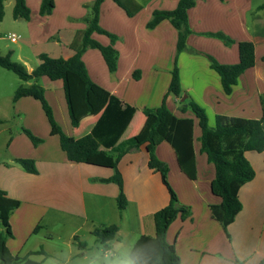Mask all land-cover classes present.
<instances>
[{
  "label": "crops",
  "instance_id": "1",
  "mask_svg": "<svg viewBox=\"0 0 264 264\" xmlns=\"http://www.w3.org/2000/svg\"><path fill=\"white\" fill-rule=\"evenodd\" d=\"M96 1L54 0L52 13L43 16L42 0H26L30 18L25 20L14 17L15 0H6L0 18V55L11 52L12 59L22 63L30 73L41 64V54L52 58L73 57L72 44L83 35L87 20L93 18ZM135 1L141 9L133 16L114 0H103L100 5L99 24L115 35L116 40L113 43L109 36L96 32L93 38L104 46H113L117 68L113 72L109 70L99 49L88 48L83 53L82 60L97 88L91 95L92 108L87 110L85 86L73 79L77 82L76 126L70 116L63 80L43 77L25 82L0 67V137H3L0 189L20 202L10 217L13 237L7 240V247L13 256L46 264L47 260H51L50 264H85L97 252L116 249L131 255L140 237L155 236L153 215L170 201L161 174L150 169V156L146 145H142L127 151L118 162L127 197L126 208L121 211L117 204L118 184L104 181L113 177L115 170L70 161L61 147L60 137L51 133L41 102L32 97L13 101L20 86L37 83L44 89L58 125L75 139L91 132L110 97L115 96L137 109L124 138L142 142L156 120L155 115H146L144 110L160 107L167 97V108L177 118L193 120L197 169L196 179H190L181 170L171 144L165 141L157 146V157L169 168V184L180 203L191 207L193 212L187 220L177 218L171 224L167 242L175 244L181 264H261L264 262V152H246L256 175L241 187L239 198L243 209L225 230L211 212L212 205L222 202L212 192L216 168L202 152L199 120L181 98L186 95L204 108L212 127L218 115L261 119L264 0H197L188 11L191 33L186 49L180 53L178 31L169 20L152 29L147 27L154 11L174 10L180 0ZM215 33L228 36L234 43L225 45L221 39L210 36ZM244 41L255 45V65L241 74L232 93L226 94L219 74L211 68L209 56L223 65L237 64L239 43ZM175 65L184 94L181 98L169 93ZM137 72L139 78L134 77ZM23 129L30 130L43 142L35 146ZM20 158L34 160L38 173L23 169L16 162ZM104 225L119 227L108 249L93 234ZM61 227L66 228L65 238L61 233L65 228ZM3 231L1 224L0 233ZM81 235L93 236L92 244L83 241ZM41 249L44 254L30 255Z\"/></svg>",
  "mask_w": 264,
  "mask_h": 264
},
{
  "label": "trees",
  "instance_id": "2",
  "mask_svg": "<svg viewBox=\"0 0 264 264\" xmlns=\"http://www.w3.org/2000/svg\"><path fill=\"white\" fill-rule=\"evenodd\" d=\"M0 0V18L4 15V2ZM103 0H97L94 4V16L87 20V28L83 35L77 37L72 44L75 55L69 59L52 58L47 54L39 56L41 64L31 73L20 62L12 59V53L0 55V67L15 73L23 81L40 80L48 77L51 80H63L65 94L69 106L73 124H78L74 112V90L77 82L82 83L86 90V108H92L91 95L96 90V85L91 80L87 68L82 60L83 53L88 48L99 49L111 72L117 68V52L112 45L104 46L93 38V34H105L114 43L116 36L104 30L99 24L100 5ZM128 15H135L141 5L135 0H114ZM197 0H180L174 10H156L147 24L148 28H155L163 20H169L178 31L177 52L186 49V42L191 33L188 23V11L195 6ZM55 7L54 0H42L40 13L49 15ZM264 7V5L262 6ZM15 18H30V9L26 0H15L13 11ZM211 37L221 39L225 45H231L234 41L222 33L210 34ZM240 61L233 65H223L209 56L211 68L221 78V83L226 94H231L233 86L247 69L255 65V45L244 41L239 43ZM139 78V72L134 74ZM75 78V79H74ZM77 82H74V80ZM169 93L181 98L180 74L177 65L172 72V80ZM23 97H32L41 102L43 110L51 125V133L60 137L61 147L67 153L68 159L76 163H91L100 166L111 167L115 175L105 182H115L120 188L117 198L118 208L123 211L127 205V197L124 192V180L118 170L119 159L129 150L138 149L146 145L149 153V167L161 174L163 184L167 187L170 195L169 204L157 211L154 215L155 236H142L132 249L131 256L138 258L139 264H181V258L176 251L175 244L167 242V232L171 224L177 219L183 220L191 217L190 208L182 205L176 192L168 180L169 168L156 155L158 145L167 141L174 148L181 170L190 178L196 179L197 169L195 152L193 147V120L179 119L167 108V97L162 105L155 109H145L146 115H155L156 120L150 128L148 137L140 142L135 138L125 139V134L137 109L124 104L120 99L111 96L108 104L97 123L90 133L75 139L66 135L55 120L53 110L45 97V91L39 84L20 86L13 97L16 102ZM184 103H188L190 109L196 115L201 127L202 152L208 157L209 162L216 168V177L212 182V192L222 199L221 204L212 205L213 218L227 230L243 209L239 198V191L248 182L255 178V170L246 158L249 151L264 152V94L261 95L263 115L261 119H245L218 115L215 126L208 123V116L204 108L187 96ZM87 110H84L85 112ZM91 111V110H90ZM35 146L43 142V139L32 134L28 129L22 130ZM27 172L38 173L35 161L31 159H16ZM18 200L8 197L7 193L0 189V222L4 231L0 233V262L1 264H46L37 262L29 257L21 258L13 256L7 247V240L13 237L10 217L19 207ZM119 227L116 225H104L94 231L97 241L106 249L116 239ZM80 247H84L81 244ZM43 249L32 252L44 254ZM261 264H264L262 262Z\"/></svg>",
  "mask_w": 264,
  "mask_h": 264
},
{
  "label": "clouds",
  "instance_id": "3",
  "mask_svg": "<svg viewBox=\"0 0 264 264\" xmlns=\"http://www.w3.org/2000/svg\"><path fill=\"white\" fill-rule=\"evenodd\" d=\"M85 264H139L138 258L125 251L116 249L108 252H97Z\"/></svg>",
  "mask_w": 264,
  "mask_h": 264
},
{
  "label": "rangeland",
  "instance_id": "4",
  "mask_svg": "<svg viewBox=\"0 0 264 264\" xmlns=\"http://www.w3.org/2000/svg\"><path fill=\"white\" fill-rule=\"evenodd\" d=\"M8 10H11V8L9 7V9ZM7 73H9L10 75H12V76H15L14 75V73H12V72H7ZM9 112H12V110H9ZM15 133V132H14ZM2 139H3V137H0V145L2 144ZM186 207H188V208H190V210H191V213H193L192 212V209H191V207H189V206H186ZM191 216H192V214H191ZM180 218V217H179ZM190 218V217H189ZM177 220V219H176ZM187 220V219H186ZM0 226H1V222H0ZM61 228H65V227H61ZM223 228V227H222ZM61 233L63 234V236H64V238H65V233H66V228L65 229H62L61 230ZM83 235H84V233H83ZM83 235H81V239L83 240V241H87L89 244H92V242H93V240H94V237L93 236H90V237H88L87 235L86 236H83ZM77 246V245H76ZM48 264H50L51 263V260H47L46 261Z\"/></svg>",
  "mask_w": 264,
  "mask_h": 264
},
{
  "label": "water",
  "instance_id": "5",
  "mask_svg": "<svg viewBox=\"0 0 264 264\" xmlns=\"http://www.w3.org/2000/svg\"><path fill=\"white\" fill-rule=\"evenodd\" d=\"M187 96L184 95L182 98H181V101L184 102L186 100Z\"/></svg>",
  "mask_w": 264,
  "mask_h": 264
}]
</instances>
